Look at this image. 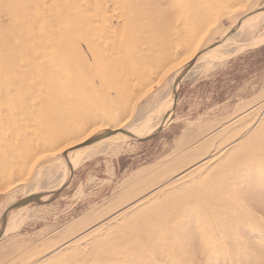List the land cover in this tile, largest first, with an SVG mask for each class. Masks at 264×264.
Here are the masks:
<instances>
[{
  "label": "rangeland",
  "instance_id": "rangeland-1",
  "mask_svg": "<svg viewBox=\"0 0 264 264\" xmlns=\"http://www.w3.org/2000/svg\"><path fill=\"white\" fill-rule=\"evenodd\" d=\"M263 11L0 0V264H261Z\"/></svg>",
  "mask_w": 264,
  "mask_h": 264
},
{
  "label": "bare ground",
  "instance_id": "bare-ground-1",
  "mask_svg": "<svg viewBox=\"0 0 264 264\" xmlns=\"http://www.w3.org/2000/svg\"><path fill=\"white\" fill-rule=\"evenodd\" d=\"M263 12H264V11H263ZM256 14H257V13H256ZM254 16H255V15H254ZM263 19H264V18H263ZM242 25H243V24H242ZM235 30H236V29H235ZM228 34H230V33H228ZM228 34H226V35H228ZM224 42H225V41H224ZM242 44H243V43H242ZM217 51H218V50H217ZM211 53H212V52H211ZM212 58H213V57H212ZM211 63H212V62H211ZM203 70H204V69H203ZM177 77H178V76H177ZM164 92H165V91H164ZM159 98H160V97H159ZM160 99H161V98H160ZM158 101H159V100H158ZM155 106H156V105H155ZM153 107H154V106H153ZM153 107H152V108H153ZM141 114H142V113H141ZM146 114H147V113H146ZM151 122H152V119H151ZM151 122H150V120H146V121L144 122L145 124L142 122L143 124H141V125L148 126V125H150ZM139 123H140V122H139ZM139 126H140V125H139ZM136 127H137V126H135V130H136V129L139 130V129H138L139 127H137V128H136ZM132 128H133V127H132ZM130 130H133V129H130ZM137 130H136V131H131V132H134V133L136 132V133H137ZM128 132H129V131H128ZM100 140H101V139H100ZM90 142H91V141H90ZM81 145H83V144H81ZM79 146H80V145H79ZM78 150H80V149H78ZM78 150H77V151H78ZM77 151H74V152L72 153L71 157H74V156L76 155ZM83 151H84V150H83ZM66 154H67V153H66ZM80 155H81V154H80ZM82 156H83V155H82ZM80 158H81V156H80ZM80 158L77 157V159L81 160ZM72 162H73V161H72ZM76 162H77V161H76ZM73 164H74V163H73ZM70 166H72V165H70ZM55 189H56V188H55ZM46 192H47V191H46Z\"/></svg>",
  "mask_w": 264,
  "mask_h": 264
},
{
  "label": "snow or ice",
  "instance_id": "snow-or-ice-1",
  "mask_svg": "<svg viewBox=\"0 0 264 264\" xmlns=\"http://www.w3.org/2000/svg\"><path fill=\"white\" fill-rule=\"evenodd\" d=\"M95 131L98 132V131H100V129H95ZM89 135H94V133H89ZM78 142H79V141H78ZM62 151H63V149H62ZM262 223H264V221H262ZM236 243H237L238 245H240L241 247H243V245H244V240H243V238L238 236V237H237V240H236ZM261 264H264V261H262Z\"/></svg>",
  "mask_w": 264,
  "mask_h": 264
},
{
  "label": "crops",
  "instance_id": "crops-1",
  "mask_svg": "<svg viewBox=\"0 0 264 264\" xmlns=\"http://www.w3.org/2000/svg\"><path fill=\"white\" fill-rule=\"evenodd\" d=\"M206 15H207L206 13L202 14V15H201V18H202V17H205ZM198 17H200V15H198ZM209 52H210V51H208V53H209ZM208 53L206 52L205 54H208ZM68 153L72 154L73 151H69ZM68 153H67V154H68ZM64 154H66V153H64ZM69 173H70V172H69ZM69 173H68V174H69ZM68 174H67V176L65 177V179L68 177Z\"/></svg>",
  "mask_w": 264,
  "mask_h": 264
}]
</instances>
